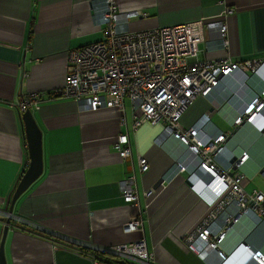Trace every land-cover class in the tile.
<instances>
[{
	"label": "crops",
	"instance_id": "0c3cea01",
	"mask_svg": "<svg viewBox=\"0 0 264 264\" xmlns=\"http://www.w3.org/2000/svg\"><path fill=\"white\" fill-rule=\"evenodd\" d=\"M94 0H0V233L8 219L12 195L29 165L22 113L17 103L30 93H51L65 85L69 51L104 36L91 18ZM223 1V2H221ZM124 9L145 16L131 20L134 31L169 27L207 18L227 27V51L217 29L206 30L199 46L201 60L226 59L231 63L264 60V0H120ZM235 12L219 17L223 7ZM264 74V73H263ZM236 82L234 97L220 91L199 99L182 117L185 129L204 116L225 133V146L247 162L238 170L246 198L264 192V129L242 124L233 127L249 94L264 89V79L252 76ZM116 109L79 113L71 99H51L31 110L43 137V174L17 200L10 214L5 242L7 264H115L111 247L144 240L152 264H257L246 251L264 256V218L255 225L240 217L217 236L218 250L204 259L189 245V237L215 211L201 194L206 187L188 181L179 164L197 168L187 146L175 138L156 145L161 128L144 124L134 128L131 102ZM253 112L247 118L252 116ZM127 134L132 157L123 161L114 148L117 136ZM202 137L207 136L202 131ZM149 163L140 171L138 159ZM135 178L138 207L121 198L120 183ZM202 177L208 181L207 176ZM203 182V181H202ZM187 183H191L189 186ZM236 203L223 211L237 216ZM143 229L126 233L123 226L135 216ZM198 247L202 246L196 243ZM206 246L204 247V249ZM208 248V247H207ZM132 264L131 261H125Z\"/></svg>",
	"mask_w": 264,
	"mask_h": 264
},
{
	"label": "built area",
	"instance_id": "2783aa9c",
	"mask_svg": "<svg viewBox=\"0 0 264 264\" xmlns=\"http://www.w3.org/2000/svg\"><path fill=\"white\" fill-rule=\"evenodd\" d=\"M223 2V1H221ZM91 18L103 30L102 39L69 51L66 63L65 85L51 93H30L17 103L21 113L51 99H71L79 113H93L116 109L125 111V100L132 105L134 128L144 124L160 127L154 139L156 145L168 138L178 139L185 144L190 154L197 160L193 171L179 164V172L189 173L192 178L204 182L206 187L202 199L216 207L215 211L189 237V245L204 259L208 250H218L224 239L217 236L226 222L238 221L240 217L251 219L255 225L264 218V192H255L251 199L246 198L240 181L243 178L238 170L247 162L246 152L238 160L225 146L230 133H225L209 122L204 116L201 123L188 129L182 126L185 112L199 99L209 100L220 91H229L231 84H245L247 75L258 74L264 79V60H246L231 63L226 59L201 60L199 46L205 43V32L217 29L221 45L227 51V27L223 21L200 18L199 20L169 27H156L134 31L131 20L145 16L135 9H124L120 0H94ZM235 8L223 7L219 17L235 12ZM247 105L238 112L232 126L239 127L245 122L264 125V96L249 94ZM253 112L249 118L248 115ZM202 131L207 136L202 137ZM201 140V141H200ZM114 148L121 160L132 157L130 139L127 134H119ZM140 171L146 173L149 163L143 156L138 159ZM208 181L202 177L209 176ZM121 198L127 204L138 207L139 196L135 190V178L130 177L120 183ZM236 203L237 216L227 215L222 219L226 207ZM252 204V205H251ZM10 217V214H7ZM126 233L143 229V222L135 216L123 226ZM200 243V247L196 243ZM205 246H208L204 249ZM122 261L132 264H152V256L144 240L129 245L114 246L106 250ZM246 251L258 264H264L261 252ZM222 258H226L221 251ZM94 264H106L94 261ZM111 264V263H108ZM115 264H120L116 261Z\"/></svg>",
	"mask_w": 264,
	"mask_h": 264
},
{
	"label": "water",
	"instance_id": "95a60500",
	"mask_svg": "<svg viewBox=\"0 0 264 264\" xmlns=\"http://www.w3.org/2000/svg\"><path fill=\"white\" fill-rule=\"evenodd\" d=\"M232 90L235 91L236 87L232 86ZM23 122V128L25 133V139L28 147L29 165L24 174L22 175L15 191L12 195L9 207V214L13 213L14 205L17 200L34 184L43 174V137L42 132L35 120L33 112L28 109L22 113L21 116ZM191 186V183H187ZM205 183L201 182L203 186ZM200 190L199 187H196ZM252 205V204H251ZM10 219L8 218L0 233V264H7L5 257V242L7 233L10 227ZM120 264H126L124 261H120Z\"/></svg>",
	"mask_w": 264,
	"mask_h": 264
},
{
	"label": "clouds",
	"instance_id": "9594fccd",
	"mask_svg": "<svg viewBox=\"0 0 264 264\" xmlns=\"http://www.w3.org/2000/svg\"><path fill=\"white\" fill-rule=\"evenodd\" d=\"M246 75H247V78H246L247 81L245 82V84H246V83L248 82V80L251 78L250 75H248V74H246ZM251 75H252V76H258V77L262 78V77H261L260 75H258V74H251ZM229 91L231 92V94L229 95V97H230V98H233L235 95H234V91L232 90V85L230 86ZM255 96H256V97H263V96H264V89L262 90V92H261L260 94H258V95L256 94ZM245 123L250 124L251 122L248 121V122H245ZM245 123H243V124H245ZM255 126H256V125H255ZM256 127H257V129H260V131L264 129V125H259V124H258ZM200 141H201V140H200ZM232 155H233V156H232L233 161H234V160H238L239 157H240V156L238 157L237 155H235V154H233V153H232ZM208 175H209V176H207V177H209V178H208V180H209L210 177H212V176L214 175V173L212 172V173H209ZM195 180H196V179L192 178V181H191V182H193V184H194V183H197ZM195 187H198V186H195ZM196 191H199V190L196 189ZM202 195H203V194H201V196H202ZM232 222H234V221H232ZM232 222H231V223H232ZM228 224H229V225H228ZM227 225H228L227 230L233 226V224H230V223L226 222V223H225V227H226ZM206 247H208V246H206ZM206 253H207V252H206ZM256 263H257V262H256ZM257 264H258V263H257Z\"/></svg>",
	"mask_w": 264,
	"mask_h": 264
},
{
	"label": "bare ground",
	"instance_id": "6f19581e",
	"mask_svg": "<svg viewBox=\"0 0 264 264\" xmlns=\"http://www.w3.org/2000/svg\"><path fill=\"white\" fill-rule=\"evenodd\" d=\"M214 174H217V172L215 170L212 171Z\"/></svg>",
	"mask_w": 264,
	"mask_h": 264
},
{
	"label": "rangeland",
	"instance_id": "374dc122",
	"mask_svg": "<svg viewBox=\"0 0 264 264\" xmlns=\"http://www.w3.org/2000/svg\"><path fill=\"white\" fill-rule=\"evenodd\" d=\"M190 108H192V106H191V107H189V109H190ZM189 109H188V110H189Z\"/></svg>",
	"mask_w": 264,
	"mask_h": 264
}]
</instances>
